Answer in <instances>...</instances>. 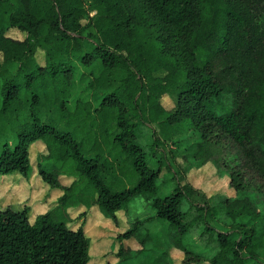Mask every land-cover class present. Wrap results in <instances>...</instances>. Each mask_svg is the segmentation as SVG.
I'll list each match as a JSON object with an SVG mask.
<instances>
[{
  "label": "trees",
  "instance_id": "trees-1",
  "mask_svg": "<svg viewBox=\"0 0 264 264\" xmlns=\"http://www.w3.org/2000/svg\"><path fill=\"white\" fill-rule=\"evenodd\" d=\"M259 1L0 0V175L18 172L30 179V146L41 141L47 153L37 160L39 174L62 190L57 205L34 222L29 206L0 208V264H89L91 238L84 223L69 226V209L82 205L87 214L97 206L117 221L135 198L148 200L155 214L137 218L118 240L136 237L145 244V222L168 221L167 249L156 264H171L172 245L184 250L183 264L258 258L264 248ZM91 26L95 31H88ZM14 27L26 37L7 35ZM78 62L101 64L90 79L81 74L97 104H70ZM165 94L174 97L171 109L162 103ZM153 126L165 140L196 129L200 158L213 159L247 198L210 205L192 198L188 185L160 180L163 140L158 135L149 144L142 133ZM62 177L73 180L64 185ZM220 215L233 231L212 225ZM196 227L208 252L185 243ZM131 251L122 244L117 255L126 261Z\"/></svg>",
  "mask_w": 264,
  "mask_h": 264
},
{
  "label": "rangeland",
  "instance_id": "rangeland-1",
  "mask_svg": "<svg viewBox=\"0 0 264 264\" xmlns=\"http://www.w3.org/2000/svg\"><path fill=\"white\" fill-rule=\"evenodd\" d=\"M91 3H88V7ZM258 8L261 19L264 21V0L258 2ZM95 14V11H90V16ZM85 20V23L88 22ZM88 31H95L94 27H90ZM7 35L24 39L26 32L11 28L6 32ZM38 61L43 64L45 54L43 50L37 52ZM2 55L0 53V61ZM77 75L75 77L72 96L70 98L71 106L74 105L77 99H91V91L87 88L88 80L81 78L82 72L89 77L95 76L101 69V64L83 65L77 63ZM159 76L165 74L164 71L156 73ZM2 102L1 83H0V105ZM95 104L98 100H94ZM162 103L167 108L171 109L175 105L174 97L170 94H165L162 97ZM144 142L149 144L155 142L158 135L161 136L162 143L158 144L157 153H162V162L166 165L162 167L161 179H170L171 182H179L181 185H188L191 192V197L198 199L200 202H208L212 205L214 202L225 198L244 199L248 193L237 190L230 184L231 176L222 170L218 164L212 159L206 161L200 158L199 142L201 141L200 133L196 129H190L184 134H178L171 139L165 140L159 128L145 127L142 131ZM45 144L41 141L31 144L30 154L34 163V172L31 178H26L18 172L0 175V208L11 206L15 210H22L29 206V218L34 222L38 215L45 213L47 210L54 208L58 203V197L62 194L61 189H55L46 184L37 166V160L41 154H46ZM159 155L152 157L153 166H159ZM70 177H62L61 182L64 185H69L72 182ZM252 191V190H251ZM255 192V191H253ZM258 198L260 194L258 193ZM263 197V195H261ZM257 197V195H256ZM80 205L76 208L69 209L70 220L69 226L77 228L83 224L86 233L91 238V261L89 264H156L158 258L162 256L167 249L169 223L160 217H155L154 220L147 221L144 224L143 233L147 236L144 243L136 237L123 238L118 240V236L128 230L133 221L137 218H145L155 214L151 203L144 198L132 199L128 206L120 210L117 214L118 220L111 219L105 216L97 206H92L87 209ZM85 212V213H84ZM224 215H220L212 221L213 226H217L218 230L229 232L232 230L228 225H225L221 219ZM246 222L248 218L245 219ZM252 222L249 224L251 225ZM201 227L193 229L192 233L186 238V245L193 250L209 251L205 247L206 240L200 235ZM233 231V230H232ZM124 245L131 251V258L126 261H121L117 255L120 245ZM173 244V243H172ZM169 256L172 258L171 264H183L185 252L181 248L172 245L169 249ZM264 263V248L260 250L256 260L249 264ZM193 264V263H192ZM210 264V263H202Z\"/></svg>",
  "mask_w": 264,
  "mask_h": 264
}]
</instances>
